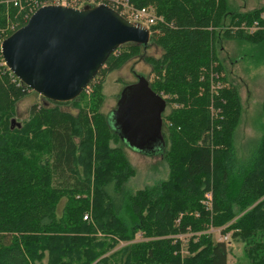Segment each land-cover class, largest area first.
I'll list each match as a JSON object with an SVG mask.
<instances>
[{"label":"trees","instance_id":"trees-1","mask_svg":"<svg viewBox=\"0 0 264 264\" xmlns=\"http://www.w3.org/2000/svg\"><path fill=\"white\" fill-rule=\"evenodd\" d=\"M0 1L2 39L25 26L39 2ZM129 1L139 8L154 5L157 11L152 8L158 20L150 31L162 54L143 58L152 67L151 88L167 96L161 154L169 177L127 188L136 170L110 113L102 110L103 85L96 83L147 46L126 43L108 58L90 83L96 92L91 103L80 106L85 91L68 102L42 96L52 105L34 104L23 124L14 118L17 102L39 94L4 63L0 264H234L229 262L232 246L207 232L211 226L244 244V264H264V133L241 158L235 144L241 95L225 74L218 46L224 37L237 35L264 54V5L244 11L230 0ZM12 24L17 27L8 29ZM252 26L258 29L247 31ZM217 74H222L221 89ZM69 104L77 113L61 108ZM210 191L211 210L201 204ZM188 232L193 236L187 241L178 239ZM138 233L148 240L117 248Z\"/></svg>","mask_w":264,"mask_h":264},{"label":"water","instance_id":"water-1","mask_svg":"<svg viewBox=\"0 0 264 264\" xmlns=\"http://www.w3.org/2000/svg\"><path fill=\"white\" fill-rule=\"evenodd\" d=\"M151 31L107 4L75 8L47 5L2 42L12 73L39 95L57 102L78 98L108 58L126 43L147 46ZM167 102L144 76L128 85L113 112L122 139L140 151L165 146ZM157 146V147H156Z\"/></svg>","mask_w":264,"mask_h":264},{"label":"rangeland","instance_id":"rangeland-1","mask_svg":"<svg viewBox=\"0 0 264 264\" xmlns=\"http://www.w3.org/2000/svg\"><path fill=\"white\" fill-rule=\"evenodd\" d=\"M98 2H100V0H81L80 8L99 4ZM230 2L234 9L244 11L253 10L254 8L264 5V0H230ZM0 3L2 2L0 1ZM150 7L156 11L154 5ZM20 10L21 8L19 11ZM16 27L17 24H12L9 25L8 29L14 30ZM246 29L250 32L249 28ZM219 31L223 30L220 28L218 29V32ZM3 41L4 39L0 37V66L5 63V61H1L3 59L1 52ZM218 46L222 47V49H220V57L221 59H225V74H227V78L232 81V83L234 82L238 86L241 95L242 112L236 131L235 144L239 156L242 158L249 155L251 151L254 150L264 133V54L256 49V45L253 44L252 41L247 40L246 37H239L237 35L229 38L224 37L218 42ZM143 54L152 56H161L162 54V49L152 41V32L150 42L145 51L144 49L143 51L141 50L138 55L132 56L128 60L126 59L119 68L99 76L96 80V83L100 82L103 85L102 92L105 95V101L102 110L106 114L110 113L108 115L109 121L112 127L117 131H120V129L115 124L113 112L118 107V102L125 86L138 82L137 75L144 76L149 80L154 79V75L151 72L152 67L144 60ZM94 93H96L95 86L89 85V88L85 90L84 99L80 101V106H85L88 102L91 103L90 100ZM162 97L165 100L167 98V96ZM36 103L52 105V103L44 100L41 95H36L31 92L17 102L16 115L14 117L16 123L23 124L30 117L32 107ZM171 105L175 108L180 106L176 102H171ZM167 107L168 102L166 110L168 109ZM61 108L74 113L78 111L77 107L73 104L62 105ZM124 144V150L132 166L136 170L135 175L131 177L127 183L128 189L137 190L139 188L151 186L169 177L168 163L161 154V147H158L154 152L150 150L140 151L131 147L129 142L125 139ZM207 194L208 192L204 194L201 200V204L206 209L209 204V201L206 199ZM214 238H217V234L214 235ZM142 240H148V238H144L142 233H138L133 241H123L117 248ZM245 261L244 244L232 242V252L229 255V262L244 264Z\"/></svg>","mask_w":264,"mask_h":264},{"label":"built area","instance_id":"built-area-1","mask_svg":"<svg viewBox=\"0 0 264 264\" xmlns=\"http://www.w3.org/2000/svg\"><path fill=\"white\" fill-rule=\"evenodd\" d=\"M45 1V2H44ZM22 3V0H16L15 5L19 6ZM81 0H39V2H35L36 11L47 5H64L69 7H75L80 8L81 7ZM99 4H107L117 10L121 15L126 17L128 20H130L132 23L137 25H143L145 27H148L149 29L156 24L158 20V16L156 15L155 11L150 7H136L134 4H132L129 0H100L98 2ZM96 4V5H99ZM251 31H254L258 29V26H252L248 27ZM217 80L215 82L216 88L221 89L224 86V82L222 80V74H217ZM89 88V86H88ZM87 88V89H88ZM86 89V90H87ZM212 113L215 112V107L212 106ZM206 199L209 201L207 209H212L213 207V196L212 192H208ZM87 218V216H85ZM207 232L212 233L213 235L217 234V240L226 242L227 244L232 246V239H231V233H224L222 232V228H217L211 226ZM193 236V233L188 232L186 234L178 235V239L182 240L183 242L187 241L186 239ZM177 237V236H176ZM185 243H183L184 247ZM183 250L182 252H184ZM187 252V251H185Z\"/></svg>","mask_w":264,"mask_h":264},{"label":"flooded vegetation","instance_id":"flooded-vegetation-1","mask_svg":"<svg viewBox=\"0 0 264 264\" xmlns=\"http://www.w3.org/2000/svg\"><path fill=\"white\" fill-rule=\"evenodd\" d=\"M140 76H141V75H137V77H138V81H139V77H140ZM129 85H130V84H129ZM125 88H126V87H125ZM124 90H125V89H124ZM124 90H123V91H124ZM121 95H122V94H121ZM156 147H157V146H156ZM157 149H158V148H157Z\"/></svg>","mask_w":264,"mask_h":264}]
</instances>
